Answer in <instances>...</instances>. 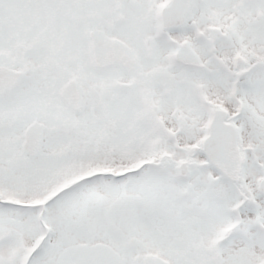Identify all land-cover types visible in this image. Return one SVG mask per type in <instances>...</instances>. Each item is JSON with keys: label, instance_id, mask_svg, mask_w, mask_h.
I'll use <instances>...</instances> for the list:
<instances>
[{"label": "snow or ice", "instance_id": "obj_1", "mask_svg": "<svg viewBox=\"0 0 264 264\" xmlns=\"http://www.w3.org/2000/svg\"><path fill=\"white\" fill-rule=\"evenodd\" d=\"M0 264H264V0H0Z\"/></svg>", "mask_w": 264, "mask_h": 264}]
</instances>
